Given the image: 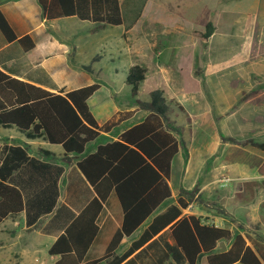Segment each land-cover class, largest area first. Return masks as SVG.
I'll list each match as a JSON object with an SVG mask.
<instances>
[{
  "label": "trees",
  "instance_id": "16d2710c",
  "mask_svg": "<svg viewBox=\"0 0 264 264\" xmlns=\"http://www.w3.org/2000/svg\"><path fill=\"white\" fill-rule=\"evenodd\" d=\"M140 2L142 8L145 0ZM37 3L46 21L76 17L95 24L96 29L123 24L118 0H37ZM139 16L140 10L136 17ZM212 33L213 26L207 23L201 38L207 40ZM0 34L7 43L16 42L25 53L34 49L29 37L16 38L1 11ZM146 73L138 65L128 70L125 84L132 99L139 96ZM100 88L98 83H93L68 92L51 93L0 70V128H15L27 140H42L61 147L63 161L74 162L94 193V198L48 249L49 256L57 257L55 264H198L203 257L206 264H264L260 245L248 233L242 234V228L232 232L203 222L201 217L183 215L197 189L180 191L173 203L161 208L171 199V166L182 148L178 138L182 128L176 127L169 118L170 106L183 110L174 99L167 101L161 90L150 92L147 102L135 100L136 110L145 114L140 122L122 130L114 140L87 150L89 144L104 134L113 135L114 130L133 117V111L116 113L99 125L88 101ZM228 142L232 145L221 155V160L229 165L248 166L260 177L242 182L233 195L235 203L249 205L256 192L264 190V160L250 151L264 153V142L251 139L241 145L230 139ZM24 165H36L37 173L45 178L49 169L51 186L46 193L50 197L31 200L22 197L11 181L13 174ZM62 172V168L29 158L26 148L0 147V224L23 211L28 215L31 210L34 220L48 214L56 204V183ZM110 195L120 210L119 228L103 256L87 260V252L99 230L97 218ZM260 211L264 223V202L260 204ZM149 218L138 238L118 255L122 240L131 238ZM221 242L226 247L223 252L218 248Z\"/></svg>",
  "mask_w": 264,
  "mask_h": 264
},
{
  "label": "rangeland",
  "instance_id": "374dc122",
  "mask_svg": "<svg viewBox=\"0 0 264 264\" xmlns=\"http://www.w3.org/2000/svg\"><path fill=\"white\" fill-rule=\"evenodd\" d=\"M128 1L123 0L126 24L131 18ZM147 5L150 14L130 32L120 27L119 32L83 40L80 60L85 75L67 74L63 82L68 87L81 84L79 80L82 86H101L89 100L100 124L118 112L133 111V119L114 130L112 137L144 117L136 110V99L147 102L154 90H161L167 101L174 99L183 110L171 105L169 118L182 128L178 137L182 148L171 166L172 198L163 205L173 203L180 191L197 189L183 215L195 213L203 222L232 232L240 227L244 235L264 245L260 211L264 190H258L249 205L233 201L242 182L260 177L248 166L221 160L232 145L228 139L237 145L248 139L264 142V0H147ZM207 23L213 33L203 40ZM135 65L147 73L139 96L132 99L125 75ZM110 140L101 136L87 150ZM250 152L264 160V153ZM21 254L23 264L49 259L41 247L24 248ZM198 264H205L204 258Z\"/></svg>",
  "mask_w": 264,
  "mask_h": 264
},
{
  "label": "crops",
  "instance_id": "0c3cea01",
  "mask_svg": "<svg viewBox=\"0 0 264 264\" xmlns=\"http://www.w3.org/2000/svg\"><path fill=\"white\" fill-rule=\"evenodd\" d=\"M118 2L123 24L120 26H103L96 29L95 24L80 21L76 17L46 21L41 16L37 0H0V11L16 38L20 39L27 36L34 43V49L25 53L16 42L7 43L0 34V70L12 78L27 82L51 93L68 92L85 87L82 86L80 80L79 82L82 85L75 84V86L71 85L69 87L63 82L67 74L77 75V78H83V75H85L82 70L84 64L80 60L85 50L83 40L88 41L95 36H104L103 34L107 31L119 32L120 27H124L125 32H130L140 18L150 14V11L148 13L147 0H145L142 8L140 0H130L127 8L128 15H131V18L130 22L126 24L123 0H118ZM139 10L140 16L137 18L136 15ZM73 19H76V21ZM89 26H93V30L89 29ZM107 27L114 29H106ZM100 48L101 45L98 44L95 48L96 52ZM107 63L116 66L115 61L111 62L108 59ZM109 119V117L103 118L101 124ZM96 121L98 122L97 119ZM98 124L101 125L99 122ZM116 135L112 137V134H104L102 136H108L109 139L114 140ZM3 146L26 148L29 158L47 166L62 168L63 172L56 183V204L48 214H42L34 220V214L31 210L28 211V215L26 211H23L14 218L5 219L0 224V264H23L21 250L37 247L43 248V252H46L49 258L44 264H55L57 257L49 256L48 249L63 233L68 224L94 198L93 190L77 170L74 162L67 164L63 161V150L59 146L50 145L42 140H27L15 128H0V147ZM49 146L59 147L60 149L53 151ZM46 153H49V155H46ZM70 158L74 159L73 156H70ZM37 168L36 165H24L12 176L11 183L21 192L22 197H30V200L32 197H50L46 190L51 186V173H49V169H46L49 175L45 178L37 173ZM235 204L237 205V203ZM161 208H164V205ZM119 215L118 204L114 197L110 195L97 218L99 230L89 247L86 255L87 260L99 259L103 256L112 235L119 228ZM191 215H195V213H191ZM29 218L30 224L28 222ZM151 218L131 238L122 240L121 246L117 250L118 255L125 252L130 243L138 238ZM256 242L262 250L260 256L264 258V245L257 240ZM247 244L250 245L249 242ZM203 258L206 264L205 257ZM33 264H41V260L35 258Z\"/></svg>",
  "mask_w": 264,
  "mask_h": 264
},
{
  "label": "water",
  "instance_id": "95a60500",
  "mask_svg": "<svg viewBox=\"0 0 264 264\" xmlns=\"http://www.w3.org/2000/svg\"><path fill=\"white\" fill-rule=\"evenodd\" d=\"M218 248H219V251H220V252H223V251H225V249H226V247H225V245H224L223 242L219 243Z\"/></svg>",
  "mask_w": 264,
  "mask_h": 264
}]
</instances>
